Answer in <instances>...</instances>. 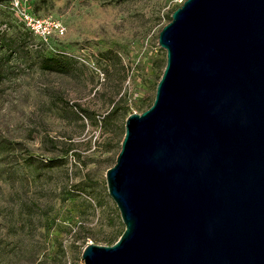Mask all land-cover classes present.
Wrapping results in <instances>:
<instances>
[{
    "label": "water",
    "instance_id": "water-1",
    "mask_svg": "<svg viewBox=\"0 0 264 264\" xmlns=\"http://www.w3.org/2000/svg\"><path fill=\"white\" fill-rule=\"evenodd\" d=\"M169 18L151 104L104 171L123 228L80 264H264V0H183Z\"/></svg>",
    "mask_w": 264,
    "mask_h": 264
},
{
    "label": "rangeland",
    "instance_id": "rangeland-1",
    "mask_svg": "<svg viewBox=\"0 0 264 264\" xmlns=\"http://www.w3.org/2000/svg\"><path fill=\"white\" fill-rule=\"evenodd\" d=\"M178 1L0 0V45L17 56L0 81V264H80L86 243L117 238L104 171L125 117L153 99ZM24 15L46 20L45 39Z\"/></svg>",
    "mask_w": 264,
    "mask_h": 264
},
{
    "label": "trees",
    "instance_id": "trees-1",
    "mask_svg": "<svg viewBox=\"0 0 264 264\" xmlns=\"http://www.w3.org/2000/svg\"><path fill=\"white\" fill-rule=\"evenodd\" d=\"M170 18H168V21H169ZM1 38V37H0ZM9 41V40H8ZM10 42V41H9ZM0 44H4V43H0ZM8 43L6 44L5 47H2V45H0V81L3 80V78H5V75L7 74L8 72V66H7V62L8 61H11V59L15 60L17 59V56H14L15 53L13 52L12 49H10V47H8ZM7 51V52H6ZM7 53V54H6ZM13 53V54H12ZM60 60L56 59V58H43L41 62H47L46 64V68H49V69H53L55 71H60V66H59V62ZM151 104V103H150ZM149 104V105H150ZM148 105V106H149ZM2 144H5L3 141H0V148H6V147H3ZM32 159V157H30V155H27V159ZM38 164H41V165H45L46 163L41 161V160H38ZM121 232V231H120ZM120 234V233H119ZM118 234V235H119ZM116 239V238H115ZM114 239V240H115ZM113 240V241H114Z\"/></svg>",
    "mask_w": 264,
    "mask_h": 264
},
{
    "label": "built area",
    "instance_id": "built-area-1",
    "mask_svg": "<svg viewBox=\"0 0 264 264\" xmlns=\"http://www.w3.org/2000/svg\"><path fill=\"white\" fill-rule=\"evenodd\" d=\"M178 2H181V0H179ZM24 21L26 26L35 34L40 35L41 37H43V39H45V35L47 32H45V19L43 18H38V17H34V16H27L24 15ZM54 27V31L57 37L63 35V27L60 26L59 24H56L53 26Z\"/></svg>",
    "mask_w": 264,
    "mask_h": 264
}]
</instances>
